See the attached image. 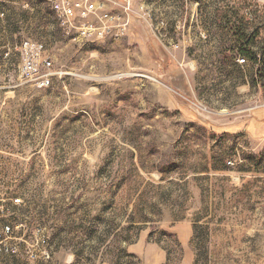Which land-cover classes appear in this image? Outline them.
Wrapping results in <instances>:
<instances>
[{"label":"rangeland","instance_id":"rangeland-1","mask_svg":"<svg viewBox=\"0 0 264 264\" xmlns=\"http://www.w3.org/2000/svg\"><path fill=\"white\" fill-rule=\"evenodd\" d=\"M50 1L0 0V264H264V0H136L94 43Z\"/></svg>","mask_w":264,"mask_h":264},{"label":"built area","instance_id":"built-area-1","mask_svg":"<svg viewBox=\"0 0 264 264\" xmlns=\"http://www.w3.org/2000/svg\"><path fill=\"white\" fill-rule=\"evenodd\" d=\"M135 5L136 0H53L54 11L61 14L59 28L71 40L85 43L125 37ZM23 47L27 58L23 74L39 88L51 87L57 73L51 59L45 55V46L26 43ZM6 230L10 232V228Z\"/></svg>","mask_w":264,"mask_h":264},{"label":"bare ground","instance_id":"bare-ground-1","mask_svg":"<svg viewBox=\"0 0 264 264\" xmlns=\"http://www.w3.org/2000/svg\"><path fill=\"white\" fill-rule=\"evenodd\" d=\"M50 4H51L53 12L56 14V17L58 18L59 23L61 24V14H59L58 11H54V9H53V0L50 1Z\"/></svg>","mask_w":264,"mask_h":264}]
</instances>
